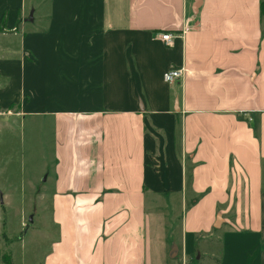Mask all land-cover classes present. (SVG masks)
<instances>
[{"label":"crops","instance_id":"0c3cea01","mask_svg":"<svg viewBox=\"0 0 264 264\" xmlns=\"http://www.w3.org/2000/svg\"><path fill=\"white\" fill-rule=\"evenodd\" d=\"M259 2L0 0V109L21 104L13 119L21 124L27 115L49 120L54 154V238L34 263L173 264L180 254L181 264H264ZM55 30L98 42L118 82L102 77L78 89L69 109L35 112L22 102L26 54L40 62ZM169 68L183 71L168 87ZM119 79L133 84L130 98L120 96ZM151 80L167 86L161 102ZM110 87L118 94L110 103L83 109L87 95Z\"/></svg>","mask_w":264,"mask_h":264},{"label":"rangeland","instance_id":"374dc122","mask_svg":"<svg viewBox=\"0 0 264 264\" xmlns=\"http://www.w3.org/2000/svg\"><path fill=\"white\" fill-rule=\"evenodd\" d=\"M29 17L31 20L33 17L38 19V28L46 30L47 23L39 20L40 15ZM95 23L96 17L88 19V25ZM93 28L94 26L88 27L87 37ZM79 34L82 35V32L77 30H55L49 35L50 39H47L50 42L45 46L47 48L40 62H35L31 55L26 54L27 61L24 64L27 71V91L22 102L28 109L35 112H46L53 108L69 109L78 101V89L88 90L100 86L102 77H109L110 81L114 78V83L117 84L116 66L111 59L108 64L102 63L104 56L98 47L99 43L90 44L92 42L88 40L77 39ZM120 82L123 83L120 96L130 98L134 90L133 84L126 80ZM151 82L150 94L156 101L161 102L166 87L172 84L165 86L157 80ZM117 95L116 90L111 87L103 94L98 90L84 98L83 109L98 108L102 100L110 103ZM17 104L10 110L0 109V264H4V254L11 257L13 264L40 262L54 238L55 231L47 196L51 188L48 173L51 171L49 169L52 167L54 155L47 126L49 120L41 117L27 119V115L21 124V119L13 120L18 118L16 113L21 109V104ZM32 123L35 125L31 126ZM179 135L177 120L175 136ZM178 213V210L174 211V219L178 220ZM30 216L31 223L28 222ZM169 240L174 241L169 237L168 243ZM212 253L215 252H209ZM169 262L181 264V255Z\"/></svg>","mask_w":264,"mask_h":264},{"label":"built area","instance_id":"2783aa9c","mask_svg":"<svg viewBox=\"0 0 264 264\" xmlns=\"http://www.w3.org/2000/svg\"><path fill=\"white\" fill-rule=\"evenodd\" d=\"M171 37V34H162L161 40L169 44ZM182 71V68H169L164 72L163 80L168 84L175 83L182 75Z\"/></svg>","mask_w":264,"mask_h":264},{"label":"trees","instance_id":"16d2710c","mask_svg":"<svg viewBox=\"0 0 264 264\" xmlns=\"http://www.w3.org/2000/svg\"><path fill=\"white\" fill-rule=\"evenodd\" d=\"M259 10H260V14L262 16H264V0H260V2H259ZM10 107H12V106H10ZM2 261H3L4 264H13L12 260H11V257L9 255H6V254H4L2 256Z\"/></svg>","mask_w":264,"mask_h":264},{"label":"water","instance_id":"95a60500","mask_svg":"<svg viewBox=\"0 0 264 264\" xmlns=\"http://www.w3.org/2000/svg\"><path fill=\"white\" fill-rule=\"evenodd\" d=\"M199 1L200 0H196V3H195V7L197 8L198 5H199ZM28 222L31 223L32 222V217L30 216L29 219H28ZM176 255V249L174 248L171 252V257H174Z\"/></svg>","mask_w":264,"mask_h":264}]
</instances>
